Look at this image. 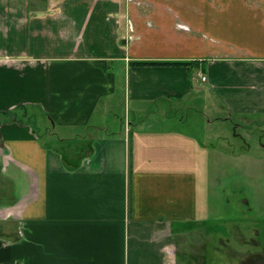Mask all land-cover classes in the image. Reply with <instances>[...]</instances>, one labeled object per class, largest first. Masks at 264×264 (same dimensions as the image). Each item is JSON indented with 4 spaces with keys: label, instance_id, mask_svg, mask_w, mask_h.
Segmentation results:
<instances>
[{
    "label": "crops",
    "instance_id": "1",
    "mask_svg": "<svg viewBox=\"0 0 264 264\" xmlns=\"http://www.w3.org/2000/svg\"><path fill=\"white\" fill-rule=\"evenodd\" d=\"M123 92L264 113V0H0V264H178V235L210 237L217 149L122 122Z\"/></svg>",
    "mask_w": 264,
    "mask_h": 264
},
{
    "label": "rangeland",
    "instance_id": "2",
    "mask_svg": "<svg viewBox=\"0 0 264 264\" xmlns=\"http://www.w3.org/2000/svg\"><path fill=\"white\" fill-rule=\"evenodd\" d=\"M122 95L115 111L122 122L142 120L150 126L145 131L169 127L217 149L210 152L201 193L206 197L205 232L210 237L204 239L199 227L178 235V264H264V113L230 116L218 113L211 101L212 106L196 98L182 104H160L137 116L133 104L126 103ZM50 131L54 134L48 141L59 139L58 130ZM76 135L82 134L77 131ZM88 140L65 150L79 152V145Z\"/></svg>",
    "mask_w": 264,
    "mask_h": 264
},
{
    "label": "trees",
    "instance_id": "3",
    "mask_svg": "<svg viewBox=\"0 0 264 264\" xmlns=\"http://www.w3.org/2000/svg\"><path fill=\"white\" fill-rule=\"evenodd\" d=\"M137 64H140V63H158V62H136ZM172 63H175V64H187V62H182V61H177V62H172ZM68 141V142H67ZM65 143H67V144H65V145H62L61 144V140L60 139H57L56 140V148L60 151H63L62 152V155H64V156H66L65 155V153H66V146H69V145H71V144H73V143H75V142H77V141H80V139H78V140H75V142H72V141H69V140H67ZM81 142H84L83 140H81ZM91 146H90V144L89 143H87V144H84V145H82L81 146V151H83V152H86L87 150H89L90 151V148Z\"/></svg>",
    "mask_w": 264,
    "mask_h": 264
},
{
    "label": "built area",
    "instance_id": "4",
    "mask_svg": "<svg viewBox=\"0 0 264 264\" xmlns=\"http://www.w3.org/2000/svg\"><path fill=\"white\" fill-rule=\"evenodd\" d=\"M200 78L202 81L206 79L205 75H203V74L200 76Z\"/></svg>",
    "mask_w": 264,
    "mask_h": 264
}]
</instances>
